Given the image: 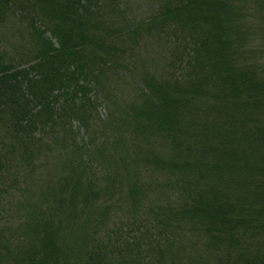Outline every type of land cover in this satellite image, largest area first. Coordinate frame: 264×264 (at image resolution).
I'll list each match as a JSON object with an SVG mask.
<instances>
[{"label":"trees","instance_id":"1","mask_svg":"<svg viewBox=\"0 0 264 264\" xmlns=\"http://www.w3.org/2000/svg\"><path fill=\"white\" fill-rule=\"evenodd\" d=\"M150 1L0 0V264H264V0Z\"/></svg>","mask_w":264,"mask_h":264},{"label":"rangeland","instance_id":"2","mask_svg":"<svg viewBox=\"0 0 264 264\" xmlns=\"http://www.w3.org/2000/svg\"><path fill=\"white\" fill-rule=\"evenodd\" d=\"M147 1L148 0H133L132 8L138 15H141V14L146 13L147 11H150V8L145 6V5H148ZM146 49H148L149 52H143V54H140V53L137 54V56H140L142 60L144 61L143 65L147 66L152 71H161V68L164 67L163 66L164 60L168 57V55L166 56L164 53L158 52L157 48H155V46H153V44L150 42L147 44ZM116 87L118 88V94L123 95V97L120 98L121 102L128 101L129 99H131L132 95L130 94L129 89H127L128 87H124L122 89L119 88V85ZM104 99L105 101L102 100L104 103H101L100 101V104L97 105V111H98L97 114L101 118L104 116L105 113L109 112V103H108L109 97L104 98ZM96 125L98 126L99 123H97ZM46 173H48V171Z\"/></svg>","mask_w":264,"mask_h":264}]
</instances>
